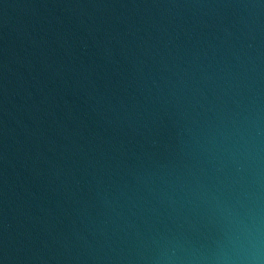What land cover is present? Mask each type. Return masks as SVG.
<instances>
[{"label": "water", "instance_id": "obj_1", "mask_svg": "<svg viewBox=\"0 0 264 264\" xmlns=\"http://www.w3.org/2000/svg\"><path fill=\"white\" fill-rule=\"evenodd\" d=\"M0 264H264V0H0Z\"/></svg>", "mask_w": 264, "mask_h": 264}]
</instances>
